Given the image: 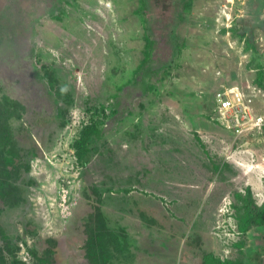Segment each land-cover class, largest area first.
I'll list each match as a JSON object with an SVG mask.
<instances>
[{"label":"rangeland","instance_id":"374dc122","mask_svg":"<svg viewBox=\"0 0 264 264\" xmlns=\"http://www.w3.org/2000/svg\"><path fill=\"white\" fill-rule=\"evenodd\" d=\"M263 1L0 0V99L24 106L12 124L32 164L23 199L0 203V244L24 264L253 255L240 195L264 182V127H218L206 93L264 89ZM85 123L102 131L88 165L73 146Z\"/></svg>","mask_w":264,"mask_h":264},{"label":"trees","instance_id":"16d2710c","mask_svg":"<svg viewBox=\"0 0 264 264\" xmlns=\"http://www.w3.org/2000/svg\"><path fill=\"white\" fill-rule=\"evenodd\" d=\"M261 8H264V1L261 3ZM148 60L149 58L147 57L142 64H145ZM23 108V104L17 99L9 96H3L0 99V203L3 204L2 206H14L23 199V188L20 184V178L25 172L27 173L32 169L31 160L22 153L21 141L19 137L15 136L12 124V118L21 116ZM99 128L96 123H85L79 137L73 144L77 157L83 165H88L92 152L91 144L102 133L101 128ZM36 147L37 144L35 143ZM246 191L247 193L244 196L240 195L244 204L240 207L243 211L239 215V228L248 238V233L254 226H264V202L262 204L257 203L250 186L246 188ZM99 213L102 216V211ZM102 227L96 229L97 235L92 237L94 250L98 247L101 248L100 245L103 246L104 242L100 237H102L101 234L106 225L103 223ZM90 233L93 234L92 231ZM0 235L7 236L4 230L1 231ZM247 247L251 248L250 245ZM13 252L9 241L5 244H0V264H24V261ZM253 252V255H249L246 260L243 257L223 259L212 252L206 257L204 264H251L254 259L261 261V254L257 252L256 256V253ZM96 264H109V262L104 259L102 263Z\"/></svg>","mask_w":264,"mask_h":264},{"label":"built area","instance_id":"2783aa9c","mask_svg":"<svg viewBox=\"0 0 264 264\" xmlns=\"http://www.w3.org/2000/svg\"><path fill=\"white\" fill-rule=\"evenodd\" d=\"M206 95L209 96L207 103L213 121L235 131L237 136L262 131L264 114L258 112L257 104L261 97L264 98L263 87L248 89L241 85H230Z\"/></svg>","mask_w":264,"mask_h":264},{"label":"crops","instance_id":"0c3cea01","mask_svg":"<svg viewBox=\"0 0 264 264\" xmlns=\"http://www.w3.org/2000/svg\"><path fill=\"white\" fill-rule=\"evenodd\" d=\"M4 39V38H3ZM212 123H214L215 125H217L218 127H222V128H225V127H223L222 125H220V124H218V123H215V122H213L212 121ZM226 129V128H225ZM239 149V148H238ZM243 149V154H245V155H247L248 156V154L247 153H251V149L250 148H241V149H239L238 151H237V153L238 152H241V150ZM236 154V153H235ZM234 154V155H235ZM239 154V153H238ZM252 154V153H251ZM233 155V156H234ZM231 159H233V157H228V160L230 161ZM234 160V159H233ZM236 161H239V160H235V162ZM238 164H240L239 162H238ZM258 167H255V169H257ZM246 184H249L248 186H250L251 188H258V189H260V186H261V184H262V186H264V182H262V181H260L259 180V177H257L256 175H254V177L252 178V179H250L249 181H247V182H245ZM254 190V189H253ZM254 192V196H255V198H256V201H257V203L258 204H262L263 202H264V194H263V196L262 195H259V194H256L255 192L256 191H253ZM262 228H264V226H254L250 231H249V233H248V238L249 239H252L251 238V235H249V234H252L253 235V239H255V244L252 246V247H254V252L253 253H256V256H257V252L258 253H260L261 254V261L259 262L257 259H254V262L255 263H257L258 262V264H264V233H257L258 231L257 230H261ZM263 230V229H262ZM213 253L216 255V256H218V257H220V258H223V259H227V258H229V257H231V256H224V253H223V250H222V253H220V248H218L217 249V252L215 251H213ZM246 260V259H245ZM202 264H204V261L202 262Z\"/></svg>","mask_w":264,"mask_h":264},{"label":"bare ground","instance_id":"6f19581e","mask_svg":"<svg viewBox=\"0 0 264 264\" xmlns=\"http://www.w3.org/2000/svg\"><path fill=\"white\" fill-rule=\"evenodd\" d=\"M10 85V84H9ZM11 86V85H10Z\"/></svg>","mask_w":264,"mask_h":264}]
</instances>
